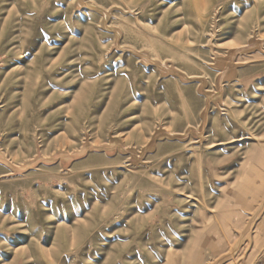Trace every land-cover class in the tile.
Masks as SVG:
<instances>
[{"label":"rangeland","instance_id":"rangeland-1","mask_svg":"<svg viewBox=\"0 0 264 264\" xmlns=\"http://www.w3.org/2000/svg\"><path fill=\"white\" fill-rule=\"evenodd\" d=\"M0 264H264V0H0Z\"/></svg>","mask_w":264,"mask_h":264}]
</instances>
